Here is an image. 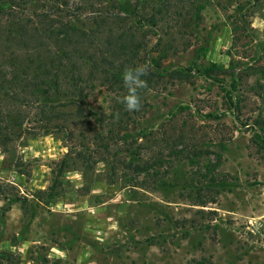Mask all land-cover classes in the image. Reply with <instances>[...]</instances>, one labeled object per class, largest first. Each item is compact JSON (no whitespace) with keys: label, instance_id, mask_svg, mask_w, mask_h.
Masks as SVG:
<instances>
[{"label":"rangeland","instance_id":"rangeland-1","mask_svg":"<svg viewBox=\"0 0 264 264\" xmlns=\"http://www.w3.org/2000/svg\"><path fill=\"white\" fill-rule=\"evenodd\" d=\"M204 4L199 29L186 36L191 46L177 33L162 61L168 71L190 69V81L151 84L130 120L112 119L119 96L82 64L98 54L86 44L83 96L64 88L50 100L80 101L89 121L72 116L46 135L32 112L28 133L0 148V253H12L13 264H264V151L252 140L264 122L256 71L264 64V0ZM79 12L84 27L95 26L89 10ZM0 19V52L16 50L8 38L20 24ZM211 63L235 68L237 90L225 72L203 74ZM227 91L239 109H228ZM131 162L149 170L135 172Z\"/></svg>","mask_w":264,"mask_h":264},{"label":"trees","instance_id":"trees-1","mask_svg":"<svg viewBox=\"0 0 264 264\" xmlns=\"http://www.w3.org/2000/svg\"><path fill=\"white\" fill-rule=\"evenodd\" d=\"M83 1L0 0V18H12L20 24L17 33L13 35L11 32L12 35L8 38V42L17 46L16 50L0 52V148H7L28 133L26 129L29 126L26 122L31 120L32 112L35 122L40 124L46 135L54 127L66 129V123L72 116L79 119L86 117L89 121L86 109L80 105V101L55 103L50 100L55 95L62 94L64 88L69 89L75 98L83 96L84 87L81 83L85 79L80 64L83 58L81 48L86 44L95 46L98 54L89 53L82 64H89L90 76H99L107 89L115 95L118 94L119 98L126 94L123 71L125 67L139 65L136 60L141 53L149 57L152 53H158L157 58L150 57L149 73L143 77L147 81L144 90L160 81H190V69L168 71L163 68L162 61L171 50H175L172 42L177 33H183L181 36L185 40V47L191 46L192 41L186 39V36L195 35L199 29L201 12L208 0H94L88 3L84 1L86 6L82 5ZM17 9H28L32 16L21 19L15 11ZM81 9L92 13L94 27H84L80 20ZM244 19L242 17V29L248 34ZM1 21L0 19V24ZM109 21L117 24V30L113 31L111 27L106 30ZM239 28L237 24H232L235 40L239 39ZM104 34L105 38L98 42L101 38L99 36ZM155 37V41H151ZM53 47L56 48L55 52L52 51ZM218 71L227 73L233 82V90H237V81L241 76L233 66L228 69L211 63L204 69L203 74L211 77ZM256 71L264 78V64ZM258 87L263 97L264 83H259ZM142 92L143 89H140V97ZM119 98L115 100L116 104L109 117L113 119L116 114H122L130 120L132 115L125 110V105ZM234 99L233 92L227 91L224 95L229 110L234 107L239 109ZM89 112L97 115L93 109ZM102 116L105 117V114ZM100 122L104 123L105 119H100ZM263 123H258L260 131L252 139L257 146V153L260 154L264 151ZM145 136L147 135L144 134ZM127 166L135 172L149 170L145 165H133L132 162ZM66 167H60L57 177L63 175ZM209 188L206 187L211 191ZM0 258L14 263L13 254L10 252H1Z\"/></svg>","mask_w":264,"mask_h":264},{"label":"clouds","instance_id":"clouds-1","mask_svg":"<svg viewBox=\"0 0 264 264\" xmlns=\"http://www.w3.org/2000/svg\"><path fill=\"white\" fill-rule=\"evenodd\" d=\"M150 65L140 64L135 67H125L122 79L126 94L122 97L121 103L127 111H139L142 107L139 90L147 87V81L143 79L149 73Z\"/></svg>","mask_w":264,"mask_h":264}]
</instances>
